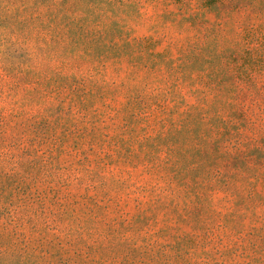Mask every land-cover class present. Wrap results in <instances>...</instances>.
Here are the masks:
<instances>
[{"label":"rangeland","instance_id":"obj_1","mask_svg":"<svg viewBox=\"0 0 264 264\" xmlns=\"http://www.w3.org/2000/svg\"><path fill=\"white\" fill-rule=\"evenodd\" d=\"M0 264H264V0H0Z\"/></svg>","mask_w":264,"mask_h":264}]
</instances>
